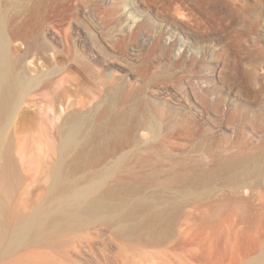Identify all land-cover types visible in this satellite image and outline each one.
<instances>
[{"label":"bare ground","instance_id":"1","mask_svg":"<svg viewBox=\"0 0 264 264\" xmlns=\"http://www.w3.org/2000/svg\"><path fill=\"white\" fill-rule=\"evenodd\" d=\"M178 1L174 12L197 30L210 29L207 19L223 12L244 23L233 0ZM162 6L156 0H0V264H56L20 253L93 232L141 251L137 264H264V208L243 205L240 196L249 180L264 176V150L246 152L241 130L233 153L214 152L206 168L184 160L163 175L157 168L144 175L131 162L137 149H155L169 133L163 128L174 127L183 112L196 139L215 141L203 130L204 115L213 131L223 132L231 127L221 123L240 120L251 103L264 107L263 84L232 81V66L218 59L229 60V52L209 56L206 38L190 27L179 31ZM257 25L245 26L255 31ZM203 60L209 62L194 78L207 86L189 87L216 98L199 102L188 85L179 87L184 70ZM211 106L218 120L209 115ZM57 107L65 116L52 132ZM260 120L263 129L264 113ZM37 122L47 147L43 158L36 155ZM177 134L169 141L176 144ZM80 172L95 173L98 183L78 188L72 178Z\"/></svg>","mask_w":264,"mask_h":264},{"label":"rangeland","instance_id":"2","mask_svg":"<svg viewBox=\"0 0 264 264\" xmlns=\"http://www.w3.org/2000/svg\"><path fill=\"white\" fill-rule=\"evenodd\" d=\"M156 1L160 5L163 4L162 9H164L165 14L169 15L170 21L171 20L173 21L174 18L176 21H179L178 23L179 31L181 30L188 31V27L197 30L196 27L194 26L193 21L189 22L188 20L183 18L184 16L182 14L179 13L180 14L179 15L177 12H174V8L180 3L178 0H156ZM233 1H234L233 3H235V6L242 15V19H244V23L235 22L231 17H227L223 12L215 16L213 15L215 18L214 20H212L211 17L207 19L208 24L211 25L210 29H199L197 30V32L196 31L195 32L191 31V32L194 33L195 35L203 36L206 38L205 40H207V43L205 44V51L207 49L209 56L211 52H216V56L220 55V53H222L223 51L229 52L230 54L229 60L226 59L225 56L223 57L217 56V57H219L218 59H220L221 62L227 60L228 62L227 61L225 62H227L229 65L232 66L233 69L230 68V73H233L232 81L243 80L244 77H247V79L250 80L253 79V81L257 79L258 82L264 85V40H262L263 38L262 26H264V0H233ZM210 10L211 12H213V14H216L215 11L216 9L214 10L210 9ZM245 22L248 24L257 23L258 24L257 29H255V31L248 30V27L245 26L246 25ZM211 37L214 38L220 37L222 41L217 43V41L212 40ZM173 39H176V36H173ZM164 40L162 41L163 45L166 43L167 38H164ZM176 41L182 44L183 41H185V35L181 34V37L177 36ZM190 42H192L191 39ZM201 45L202 48H204L203 44ZM178 51L179 50L175 52L173 51V53L177 58L180 55V51L179 52ZM189 54L191 55L190 52L188 53V55ZM208 62L209 61L207 60L199 61L198 63L195 64V66L186 68V70H184L183 73V78H182L183 83L181 82L179 88L184 91L185 89L184 86L186 87L188 85L186 89L190 90L189 91L190 93L191 89L189 86L192 85L195 87L201 85H203L201 87L207 86V84L199 83L198 80L194 77H196L197 73L199 74V72L205 69L203 67L207 65L206 63ZM152 63L155 66H157L158 59L153 58ZM161 71L163 72L164 70ZM263 95L264 94H262V97L264 98ZM193 96H195V98L199 102H202L203 99L205 100L203 102H206V101H210L212 97L216 98L214 95L209 96L204 94L201 90H198L197 88L194 89L193 92H191L190 97L193 98ZM263 108H264L263 106L261 107L258 104L251 103V105H249V108L247 110H243V114H241L240 120L234 121L233 120L234 116H233V118L230 119V123L228 124L226 122L221 123L223 126L231 127V129H228L229 131L224 130L223 132L219 130L213 131L212 130L213 128L211 129L210 127L211 124L207 119L208 117L204 115L205 118H203L204 121H202L204 124L203 130L206 132V134H211L215 136V141L217 140L216 142L213 141L214 137L210 139L211 141L196 139V137L194 136V132L192 130H188L187 125L185 123L186 119H184V117H188V116L186 115L185 112L183 113L181 112L182 114H180V116L178 115L175 117L177 118L176 119L177 122L175 121L176 124L174 127L165 126L163 128L164 129L163 132L164 133L169 132L167 135H169L170 137H167V135L164 136L165 134L163 133L162 136L164 137H161L162 139L160 138V141L162 143L159 141L157 147L153 150L137 149L139 152L135 150L134 154L136 152L137 154H135V156L132 155L131 162H133V166L135 167L137 172L144 175L149 174L153 168H157L159 170V173L163 175L168 171V169H170L173 163L175 164V162L177 161H184V160H185L184 162H186L190 166L194 167L200 164L203 167L205 166L206 168L208 167V165L212 164L211 160L213 158L212 155H214V152L218 156L219 155L228 156L229 154L233 153V151L235 150L233 148L234 143L231 142L235 141L234 138L238 132L236 131L237 128L238 130H241V132L243 133L240 143L241 145H243V147H245L244 150L246 152L249 151L251 153L260 152L261 150H264V132H263L264 128L261 129L258 127V125L260 124L258 123V121L261 122L260 118L262 113H264ZM58 109H60V107L59 108L57 107V110ZM216 110L217 108L215 106H211V109L208 111L209 115L212 116L214 120L215 119L218 120V116L214 114ZM155 113L153 119L156 118L160 119L161 116L158 114V112ZM64 116H65V110L60 109V112L57 111V116L53 121V124L52 123L50 124V126L52 125L51 126L52 132L53 131L55 132L54 127H56L60 123L61 119ZM198 119H202V118H198ZM185 129L188 130V132ZM42 132H43L42 127L40 126V123L37 122L35 124V136L37 139V143L35 144V147H36V155L38 158L45 157L46 156L45 152H47V147H44V145L40 143V136ZM177 133L181 134L180 135L181 137L178 140V142L176 144H175L176 141L170 142L169 140L171 138V135L172 134H174L175 136L179 135ZM149 134L150 133L147 132L146 137L152 136ZM53 150L57 154L56 143L53 146ZM87 175H90L91 178L94 176V178L90 179V176L88 177ZM95 175H96L95 173H91V172H80L76 175V177H73L72 180L74 179L75 181V179L77 178L75 182L76 186L78 188L79 187L84 188L90 184L98 183L99 181L98 175L96 176ZM88 178L89 180H87L88 181L87 182L85 179ZM260 179L261 180L259 183L256 182L258 178L249 180L248 184L250 183L249 184L250 186L248 185L245 189L240 190L241 192L240 196L242 195L243 197V198L241 197V199H243L242 201L243 205H248L249 207L255 209L264 208V176ZM224 181H225L224 179H219V182H224ZM260 220L261 217L258 214H256L255 224L257 223L260 224ZM62 243H61L62 245L59 244L60 246L55 244L53 247L51 246L52 250L50 245L49 246L41 245V246L25 249L21 251L20 254L22 253H23L22 255H27L31 253L40 254L39 256L42 255L41 257L45 258L46 256L48 259L52 258L53 260L56 261L55 262L56 264H124L125 262H128V264H137V262L140 261V258L141 259L144 258L142 256L144 255L143 253H138L141 251L136 249L133 250L134 248L131 246L125 247L119 245L112 237L109 236V233H102L98 235V233L93 232L90 237L84 236L81 239H75V242L74 239H72L71 241L66 240L65 242L63 241ZM40 247L42 249H40ZM25 252L26 254H24ZM135 256L137 257V259Z\"/></svg>","mask_w":264,"mask_h":264}]
</instances>
